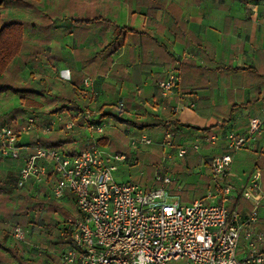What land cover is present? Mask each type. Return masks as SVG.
Returning a JSON list of instances; mask_svg holds the SVG:
<instances>
[{
  "label": "crops",
  "instance_id": "1",
  "mask_svg": "<svg viewBox=\"0 0 264 264\" xmlns=\"http://www.w3.org/2000/svg\"><path fill=\"white\" fill-rule=\"evenodd\" d=\"M2 12L6 21L23 22L25 33L22 52L0 78V86L8 87L0 104L12 93L21 105L0 111V125L22 126L33 114L36 129L22 133L21 142L52 148L60 142L72 153L92 143L84 135L89 111L91 121L107 119L99 145L127 154L118 170L137 166L143 146L163 150L161 142L173 130L175 146L201 144L155 168L154 176L160 170L172 178L169 199L191 202L212 191L208 200L221 201L229 184L226 204L242 216L253 202L241 188L258 167L263 198L255 226L264 232V132L236 153L220 181L211 177L210 164L225 152L228 131L244 134L249 119L264 118V0H4ZM171 74L176 86L165 96L159 82ZM24 90L35 105H22ZM46 125L53 130H39ZM140 134L154 143L132 149L130 136ZM27 153L19 160L0 158V169L17 172ZM236 163L243 172L239 179ZM154 176L149 180L141 171L127 181L150 189L159 185ZM69 201L68 195L60 200Z\"/></svg>",
  "mask_w": 264,
  "mask_h": 264
},
{
  "label": "built area",
  "instance_id": "2",
  "mask_svg": "<svg viewBox=\"0 0 264 264\" xmlns=\"http://www.w3.org/2000/svg\"><path fill=\"white\" fill-rule=\"evenodd\" d=\"M175 75L159 82L163 95L173 92ZM86 126L92 133L103 134L105 123L91 121L84 114ZM60 120V119H57ZM246 133H226L225 152L211 158V177L220 181L230 173L234 156L250 138L264 132V118L254 116ZM69 121L67 127H72ZM21 131L0 125V158L21 159L17 169V186L29 181L40 184L49 173L54 175L52 196L63 199L68 193L76 198L77 214L67 217L63 224L72 229V244L58 255L62 264H264V232L256 228L263 198L262 170L255 167L241 188L244 198L251 200L250 212L240 216L226 204L232 185L223 188L221 201H209L215 194L191 202L169 199V175L155 172L159 183L146 189L137 183L120 182L115 178L118 163L127 154L107 152L92 135L89 147L69 152L44 145H32L20 140L22 133L36 129L35 119L29 116ZM43 133L52 125L40 127ZM161 142L163 148L173 147L179 157L197 150L200 142L174 144L175 133L168 130ZM131 148L152 145L146 134L130 136ZM216 136L211 137L214 141ZM169 157H171L169 155ZM27 229L16 225L15 240L24 241ZM40 254V247L37 248Z\"/></svg>",
  "mask_w": 264,
  "mask_h": 264
},
{
  "label": "trees",
  "instance_id": "3",
  "mask_svg": "<svg viewBox=\"0 0 264 264\" xmlns=\"http://www.w3.org/2000/svg\"><path fill=\"white\" fill-rule=\"evenodd\" d=\"M3 4L4 0H0V78L5 75V72L8 70L10 64L22 52L24 47L23 43L25 33L23 22L17 20H5L2 12ZM5 90H8V87L1 85L0 92ZM30 95L31 94L26 90L23 91L20 101L24 107L36 104L34 100H31L29 97ZM21 128V125L13 126V129H16L17 131H21ZM100 140L105 143L104 140ZM55 145L60 147L59 149H61L63 146L60 142H57ZM64 151L67 153L70 152L67 150ZM51 175L52 173L50 176ZM51 179L53 180L52 177L48 176V178L43 180L40 184V188L42 189L43 187H48L49 193L52 196L51 191L55 181H52ZM17 181L18 172H16L14 169H0V264H33L31 262L32 259L29 256H25V251L22 250L21 244L19 243L21 241L15 240L12 234L16 225H21L24 227V225L29 224V210L35 205L37 201V197L32 195V186L36 185L34 183H31L32 185L27 184L24 187H27L29 190L27 192H22L21 190L24 187L17 186ZM68 196L70 198L68 203H72V207H75L77 212L76 198L74 194L71 192L68 193ZM53 199L57 200L54 197ZM52 201L48 203L45 211H57L58 209H61L63 212L65 211V203H55V201ZM38 219L41 222V215H39ZM57 227L59 237L58 241L60 244L66 246L71 245L72 229L70 227H66L63 223ZM33 228H36V225H34ZM11 240L13 244H11ZM40 251V254L44 252L41 248ZM35 252L39 254V250L37 248L35 249ZM45 255L41 254L40 258H45ZM49 256L52 259H57L56 256L51 254H49Z\"/></svg>",
  "mask_w": 264,
  "mask_h": 264
},
{
  "label": "rangeland",
  "instance_id": "4",
  "mask_svg": "<svg viewBox=\"0 0 264 264\" xmlns=\"http://www.w3.org/2000/svg\"><path fill=\"white\" fill-rule=\"evenodd\" d=\"M5 97L6 98L4 99V101H6V103L0 104V108L1 107L2 108L6 107V108L1 109L0 111L20 107L21 105L20 102L18 101L16 97H14L12 93H10L8 97L7 96ZM29 116H33V114ZM29 116H27V118ZM27 118H23L24 120H23L22 126L26 124ZM101 120L104 122L107 119L102 118ZM2 125H7L11 128L13 127V123L10 124V123H7V121ZM84 135L87 136V138H91L92 135L97 137L99 134L92 133L90 129L87 128L85 130ZM172 149L173 147L168 146L167 148L157 152V151H154V146H143L139 151L141 153V156L138 160V165L133 167V169L131 170L126 169L125 166H120V170L115 172V176L118 177V180L126 182L127 180L131 178L132 174H136V173L140 174V172L143 171L144 176L147 177L149 180H151L154 176L155 168L157 169L160 163L161 164H163V162L169 163L170 161H173V158H176L174 160L178 161L179 159L178 154L177 153L173 154ZM108 150H110L109 147H108ZM131 152H132L131 155H134L133 154L134 152L133 151ZM169 155L171 157H169ZM6 165L13 166L14 163L7 162ZM233 169L235 172V177L239 179L240 178L239 176H241L243 172L240 171V167L238 163H236L233 166ZM188 188H191V187H188ZM28 190L29 189L27 187H24L22 188L21 191L27 192ZM32 195H35L37 197V201L35 205L32 206L29 210V214H30L29 220L30 221H29V224L24 225V227L27 229V234H26L25 240L22 242H19L21 244V248L22 250L25 251V254H26L25 256H29L32 259L31 262L33 264H48L47 260L51 261L49 254L56 256L57 258L51 262H53L54 264H60L58 254L67 246L60 244V242L58 241L59 237H58V227L57 226L61 225L67 217H72V215L77 214L75 207H72L71 205L72 203L70 204L68 202H65L64 212L61 209H58L57 211H54V210L45 211V208L48 206V203H50L52 200L55 201V203L60 202L59 199L57 200L53 199V197L49 193L48 187H43L41 189L40 185L32 186ZM39 215H41V222L38 219ZM34 225H36L37 229L33 228ZM31 247H32V250H31ZM38 247H40L42 251L45 252L46 255L44 254V252L41 253L46 256V257L44 256L45 258H40L41 254L39 255L35 252V249ZM170 264H184V262L183 261L177 262V263L173 262Z\"/></svg>",
  "mask_w": 264,
  "mask_h": 264
}]
</instances>
